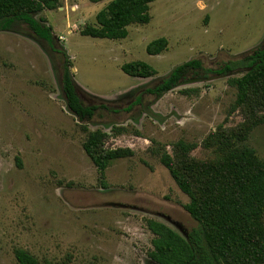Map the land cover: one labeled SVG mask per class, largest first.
I'll use <instances>...</instances> for the list:
<instances>
[{
  "label": "rangeland",
  "instance_id": "obj_1",
  "mask_svg": "<svg viewBox=\"0 0 264 264\" xmlns=\"http://www.w3.org/2000/svg\"><path fill=\"white\" fill-rule=\"evenodd\" d=\"M110 1L59 0L39 14L72 63L82 102L114 109L97 110L89 123H78L66 108L59 58L51 63L29 37L0 32V264H17L16 249L38 264H155L146 220L180 235L196 223L184 210L187 196L152 150L172 155L173 144L184 141L197 145L192 157L210 159L212 150L202 146L207 135L242 122L239 111L230 113L236 90L227 78L180 85L152 104L142 95L125 108L191 58L214 67L262 45L264 0H155L148 23L128 26L122 40L81 36ZM161 37L166 49L147 55L146 45ZM130 61L157 74L127 76L120 66ZM83 126L107 133L105 148L133 152L111 161L102 182L82 149ZM245 144L264 160V124Z\"/></svg>",
  "mask_w": 264,
  "mask_h": 264
},
{
  "label": "trees",
  "instance_id": "obj_2",
  "mask_svg": "<svg viewBox=\"0 0 264 264\" xmlns=\"http://www.w3.org/2000/svg\"><path fill=\"white\" fill-rule=\"evenodd\" d=\"M152 1L155 0H111L96 14L95 23L86 25L79 34L122 40L128 34V26L148 23ZM58 6L59 0H0V32L29 37L51 63L59 58V84L66 108L78 123L85 124L94 119L97 110L114 109L104 104L86 105L80 99L71 73L72 63L66 51L57 46L58 38L51 27L39 17L42 11ZM167 44L163 37L154 39L146 45L145 52L159 55ZM120 70L134 78L157 74L142 61L122 64ZM214 78H227L228 85L235 88L230 113L239 111L242 122L232 128L219 126L207 135L202 146L212 150L210 159L192 157L190 153L197 145L184 141L173 144L172 155L162 147L152 150L180 192L187 196L184 210L196 223L184 236L162 222L146 220V229L153 236L148 258L155 264H264V160L245 144L251 131L264 124V43L245 56L214 67L204 66L197 58L178 64L154 85L144 87L125 111L140 104L142 95L152 96V104L180 85ZM83 130L87 132L85 126ZM107 138L103 131H88L82 143L101 182L111 161L133 155L129 148H105ZM14 257L17 264H38L26 250L16 249Z\"/></svg>",
  "mask_w": 264,
  "mask_h": 264
},
{
  "label": "built area",
  "instance_id": "obj_3",
  "mask_svg": "<svg viewBox=\"0 0 264 264\" xmlns=\"http://www.w3.org/2000/svg\"><path fill=\"white\" fill-rule=\"evenodd\" d=\"M60 40H62V38H59Z\"/></svg>",
  "mask_w": 264,
  "mask_h": 264
},
{
  "label": "water",
  "instance_id": "obj_4",
  "mask_svg": "<svg viewBox=\"0 0 264 264\" xmlns=\"http://www.w3.org/2000/svg\"><path fill=\"white\" fill-rule=\"evenodd\" d=\"M184 236H185V234H184Z\"/></svg>",
  "mask_w": 264,
  "mask_h": 264
}]
</instances>
